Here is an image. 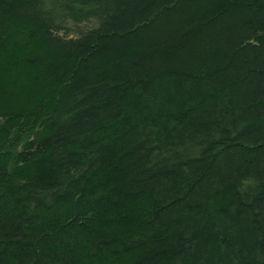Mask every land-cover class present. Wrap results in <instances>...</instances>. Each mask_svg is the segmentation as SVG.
<instances>
[{
	"label": "trees",
	"instance_id": "trees-1",
	"mask_svg": "<svg viewBox=\"0 0 264 264\" xmlns=\"http://www.w3.org/2000/svg\"><path fill=\"white\" fill-rule=\"evenodd\" d=\"M164 82L218 109L104 142ZM202 251L264 264V0H0V264Z\"/></svg>",
	"mask_w": 264,
	"mask_h": 264
},
{
	"label": "rangeland",
	"instance_id": "rangeland-1",
	"mask_svg": "<svg viewBox=\"0 0 264 264\" xmlns=\"http://www.w3.org/2000/svg\"><path fill=\"white\" fill-rule=\"evenodd\" d=\"M135 100L136 98L133 97L132 102H135ZM216 105L217 102L206 91L195 92L185 87H173L171 84L164 82L158 86L154 94L143 98L140 107H133V118L127 124L125 123L124 129L111 130V132L103 134V140L104 142L111 141L122 133L125 134L124 139H133L155 130L161 132L172 130L178 134V132L188 129L190 125L208 122L210 114L218 109ZM147 196L141 197L134 205L145 207L143 205L150 198L149 195ZM128 205L129 208L133 207V203H128ZM203 220L208 221L206 216ZM199 221L203 222L202 219ZM204 223L206 224V222ZM204 252L202 251L194 255L193 258L187 259L185 264H196L195 262L199 259L201 264L205 263Z\"/></svg>",
	"mask_w": 264,
	"mask_h": 264
}]
</instances>
